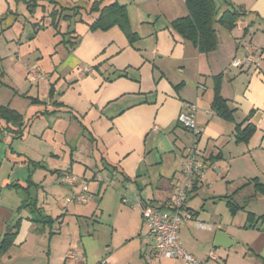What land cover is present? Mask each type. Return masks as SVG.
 I'll return each mask as SVG.
<instances>
[{
	"label": "crops",
	"instance_id": "obj_1",
	"mask_svg": "<svg viewBox=\"0 0 264 264\" xmlns=\"http://www.w3.org/2000/svg\"><path fill=\"white\" fill-rule=\"evenodd\" d=\"M92 1H102L101 7L113 3L123 6L133 38L129 40L117 26L106 31L91 30L89 24L98 16L92 13L95 18L86 24L81 35L76 34L78 37L75 36L76 42L67 57L39 79L31 74L33 69L17 65L7 48L0 45V105L17 111L24 121L21 137L16 138L12 133L15 128L0 119V174L3 172L0 235L10 232L21 219L14 244L0 257V264H8L5 261L11 257L9 251L21 248L28 237L26 264H87L80 218H92L95 212L81 213L77 205L63 201L56 207H61V211L51 215L38 205L53 222L34 223L32 214L18 210L23 191L7 187L10 184L26 186L23 176L16 174L17 168L28 176L38 171L48 175L51 172L57 184H62L60 178L67 170L73 174L75 164L79 163L76 157L70 155L74 164L66 170L56 169L58 151L48 150L42 136V139L37 138L41 129L60 126L59 122L64 120L62 113H69L74 123L88 132L92 157L98 156V171L105 172L111 179L117 176L127 185L126 203L131 206L122 205L125 203L122 196L119 209L129 212V217L131 214L137 217L139 225L137 230L133 226L121 246L135 244V250L119 256L118 261L119 250H110L111 244L108 250L103 249L105 258L101 256L99 264L101 261L105 264L121 261L119 264H183L179 259L155 256L154 241L144 228L141 210L148 205H166L182 183L185 148L191 142V135L177 124V117L192 106L196 124L201 129L198 147L211 167L188 196L185 209L192 213L193 219L180 224V244L199 260L244 264L231 262V248L240 242V232L244 236L250 232L248 245L252 247V256L261 260L254 258L253 263L264 264V225L258 223L253 229L246 228L248 213L256 217L264 214V197L255 192L253 184H247L255 179L264 185V0H215L218 12L213 26L217 45L207 54L199 52L194 44L170 27L173 21L187 16L184 0H0V20L18 17L9 26L12 29L19 18H30L36 12L44 19L50 17L51 7L88 8ZM29 5H34L31 15L25 13ZM228 10L239 12L231 29L218 22ZM1 26L0 35H5L8 31ZM248 51L257 54L254 63L248 68L233 67L232 62L243 60ZM86 68L90 73L82 74ZM40 80L45 83L41 86L43 90H36L41 94L33 97V86L40 88ZM216 89L233 111L231 121L218 116L211 107ZM29 116L31 123L25 122ZM48 119L53 120L52 125ZM86 120L90 124L87 129L83 125ZM36 124L38 127L34 130ZM71 124L72 119L68 126ZM247 124L254 126L255 131L248 141H237V126L244 128ZM14 140H25V143L20 142V149L14 148L11 152L9 147ZM19 157H24L27 163ZM85 173L83 169L81 175L85 177ZM95 178L93 175L92 181L96 182ZM85 181L83 178L79 182L85 184ZM81 183L70 187L69 193L80 194ZM97 184L93 190L99 197L102 183ZM204 184L206 188H200ZM30 185L32 195L36 184L31 180ZM225 197L244 205L245 209L232 214ZM103 198L104 195L100 204ZM248 198L250 200L246 201ZM89 206L92 211L97 209V205ZM68 215L74 220L67 225L72 224L76 234L59 249L57 236ZM196 221L210 228H198ZM53 226L58 231L57 236L51 230ZM218 233H221L218 244L227 247H214ZM88 235H93V230H89ZM44 243L48 250H43ZM41 248L42 254L38 251Z\"/></svg>",
	"mask_w": 264,
	"mask_h": 264
},
{
	"label": "rangeland",
	"instance_id": "obj_2",
	"mask_svg": "<svg viewBox=\"0 0 264 264\" xmlns=\"http://www.w3.org/2000/svg\"><path fill=\"white\" fill-rule=\"evenodd\" d=\"M48 7L51 6H47V8ZM54 9L55 8L51 7L50 13H53ZM25 11L26 14L28 13L31 15L28 7L25 9ZM65 16H68L70 18L64 19ZM40 17V13L36 12L35 14L31 15L30 18H19L12 29L9 26L13 24L15 22L14 19L18 17L11 16L8 20H0V24L2 25L1 28L8 31L5 35L1 33L0 45H3L5 48H7V52L11 55V57L17 60V65L21 67L23 66L24 68L28 67L29 70L33 69L35 72L40 73L42 75V78H44V75H47L48 71L51 68L59 64L64 58L67 57L68 51L73 48V44L76 42V34L79 33L81 35L85 30L86 24L92 22L95 17L93 14H85L84 12H81L80 15H72V12L59 10L55 12L54 18L47 17L41 19ZM80 20H82V22H78ZM7 27L10 29H6ZM72 30H75L76 32H72ZM21 67H19V69ZM20 71H22V68L20 69ZM1 82L2 81L0 79V83ZM5 82L7 81L5 80ZM38 83L40 85V88L37 89L36 84H34L33 86V92L31 95L33 97H36L37 95L40 96L41 93L39 92L43 90L41 86L45 84L43 80H40ZM36 90H38L39 92H37ZM62 115L64 120L61 119V121L59 122L60 126H53V120L48 119V121H50L49 123L53 127L51 126L50 128L44 129L43 131L41 129V134L37 138H41L42 136L43 142L48 150L54 152L58 151L59 158L57 165H55L56 169L66 170L69 165L74 164L70 159V155L72 154L78 160L77 162H79L75 164L74 172L72 175L78 177V182H82L83 178H86L85 182L87 183V187L90 191L87 194L88 203L76 204L72 202L70 203V205H73L74 207L77 205L78 210H80L79 212L84 214H87L88 212H95L92 218H80V220H82L80 222L82 240L81 242L85 246L87 252V264H99L98 261L100 257L102 256V258H105V251H103V249L106 248L108 250V248H110L108 246H110L111 244L112 245L110 250H119L116 255L119 261V256L123 257L122 255H124L125 253L135 250V244H130L126 248H122L121 246L123 242H125L124 240L126 236L130 234L133 226H136L135 230H137L139 226H137V217L133 216L132 214L129 217V212L124 209L122 211L119 209V205L122 204V196L125 200V203H123L122 205H126L125 207L127 208H130L131 206L126 203L127 194L129 193L126 192V190H128L126 189L127 185L123 184L122 179L117 178V176H115L114 179H111L105 172L98 171V164L96 163L98 162V156L96 155L94 159L92 157V147L89 142L90 137L88 132L83 129V127L81 128L78 123L75 124V120H73L69 113H62ZM76 116L79 115L76 114ZM71 119L73 124H71V126H68V122L71 121ZM29 121L31 123L30 116L29 118L25 119V122ZM83 125L86 127V129L88 128V126H90L87 120ZM37 127L38 126L36 124L34 126V130ZM17 141L19 142V140H14L12 142V145L10 143L9 148L11 152L12 150H14V148L20 149V142L25 143V140L23 142L20 141L19 143ZM22 146H24V144ZM24 148L27 149L28 147ZM20 160L25 162V164L27 163L24 157H21ZM5 167L6 165L3 169H5ZM83 169L86 170L85 177L81 175V171H83ZM15 172L19 176H23L22 182L24 185H26L25 180H28L29 174L27 175V173H25V171L21 168H17ZM65 173H70V171L67 170ZM1 174L0 177L2 176ZM51 175V172H49L48 175L38 171V173H36L35 175L32 174L30 176V179L34 184H36V187L33 188L32 196L37 199V206H43L44 213L52 215L56 212L61 211L59 210L61 209V207L58 209L56 208L57 205H60L65 200V198L71 197L72 194L69 193V186H66L64 184H57V178L52 177L53 175ZM93 175L96 177V182L92 181L91 179ZM97 183H102L99 197H97L95 191L93 190L95 185H98ZM85 184L81 183V186ZM200 188L205 189V184ZM103 195L104 198L102 200V203L100 204L101 197H103ZM247 200L250 199L248 198L246 199V201ZM89 204L91 206L97 205V209L92 211V207H90ZM63 212L64 210L62 211V213ZM70 220H74V218L68 215L67 220H64L59 236H57L56 234L58 232L56 227L53 226L51 228L52 232L55 233V236L58 237L57 239H59L57 240L59 241V247H57L59 249L60 246L62 244L64 245V243L68 241L72 235L75 236L76 234L75 227L72 226V224L67 225L68 223H70ZM84 221L88 222L85 223ZM113 222L117 224L116 227L112 225ZM114 228H116L115 231ZM144 228H146L145 225ZM89 230H93V235H88ZM48 231L49 227L47 226L46 232ZM249 233L250 232L245 234L248 236H244L243 232L239 233L240 235L238 236V238L240 242L235 244L231 248V262L235 261L244 264H254V258H258L256 256H252V247L248 245V242L251 240ZM112 237L113 241L111 243ZM29 238L30 237H28L26 241L27 243H23V246L21 248H12L8 253L9 255H11V259L9 258L5 262H7L8 264H26L24 262V257L27 254L25 253V248H29ZM51 249L53 252L54 248L52 245ZM43 250H48V247L47 245H45V243L43 245ZM38 251H40L39 253L42 254V248ZM208 262L209 264H222L220 262Z\"/></svg>",
	"mask_w": 264,
	"mask_h": 264
},
{
	"label": "trees",
	"instance_id": "obj_3",
	"mask_svg": "<svg viewBox=\"0 0 264 264\" xmlns=\"http://www.w3.org/2000/svg\"><path fill=\"white\" fill-rule=\"evenodd\" d=\"M51 3L53 2L51 1ZM101 4L102 1H92L89 4L88 8L79 5L67 9L58 7V9H54L53 13L52 12L50 13V17L54 18L55 12H57V10L72 12V15H80L81 12H85L86 14L98 13L97 18L91 24H89V28L91 30L106 31L112 27L117 26L126 35V37H128V39L131 40L133 37L128 29L126 12L124 7L117 5L116 3L101 7ZM184 5L187 10V16L173 21L170 25L171 29L179 36H181L183 39L188 40L192 44H194V46L197 47L199 52L207 54L213 51L217 45L216 32L213 26L218 12L215 4V0H184ZM32 8H34V5L28 6L30 12H32ZM238 16H239L238 11L228 10L225 11L220 16L218 22L225 28L231 29L234 23L236 22ZM68 18L70 17L68 16L64 17V19H68ZM211 107L216 112V114L221 118L228 121L232 120L233 111L229 109L226 101L219 95L217 89L215 90ZM0 119L6 121L7 123H10L15 128V130H12V133L16 138L21 137L24 121H23V117L17 111L7 106L0 105ZM254 131H255L254 126L250 124H247L244 128H241V125H238L236 128L237 141L239 142L248 141ZM206 162L209 164L208 161ZM65 174L67 173H64L62 176H64ZM196 183L198 182H195L193 186ZM30 184H31V180L29 176L28 180L26 181L25 187H22L21 185L18 184H10L7 187L15 188L16 190L23 191L22 205L19 207L18 210H26L28 213L32 214L35 218L33 220L34 223L51 224L53 220L50 217L43 214L41 208L37 206V202L35 198L29 193V189L31 188ZM247 184H253V188L255 192L261 195L262 197H264L263 184L259 183L255 179L248 181ZM193 186L191 192L193 190ZM87 193H88V188H87V192L85 193L86 197H87ZM225 198L227 199L226 205L232 214H235L239 210L245 209L244 205L242 206L238 205L233 200H230L229 197H225ZM20 222L21 219H18L16 223L12 226L10 232L0 235V257L6 254L8 250L13 246L15 238L18 234ZM258 223L264 225V214L258 217H256L252 213L247 214L246 228L253 229L256 227ZM262 261L264 263L263 259Z\"/></svg>",
	"mask_w": 264,
	"mask_h": 264
},
{
	"label": "built area",
	"instance_id": "obj_4",
	"mask_svg": "<svg viewBox=\"0 0 264 264\" xmlns=\"http://www.w3.org/2000/svg\"><path fill=\"white\" fill-rule=\"evenodd\" d=\"M257 54L248 51L243 60H234L232 66L235 68L250 67L257 58ZM90 69L86 68L82 74H89ZM36 79L42 78L40 73L30 70ZM198 88L203 87L198 85ZM177 124L184 128L191 135V142L185 150V160L182 167L181 178L182 183L177 190L175 197L170 200L164 207L144 206L141 210V218L143 224L148 229V234L154 241L155 256L157 258L179 259L183 264H209L207 260H199L184 250L180 244L178 232L181 223L193 219L192 213L185 209L186 201L195 182H202L205 173L210 169L198 147V141L201 136V129L195 121V107L192 106L187 112L179 113ZM61 183L72 187L78 184V177L69 173L61 177ZM87 186H81L80 194H72L64 200V204L72 202L85 204L87 203ZM196 226L201 229H209L210 227L200 221H196ZM209 258L213 257L210 255ZM105 264V261H101Z\"/></svg>",
	"mask_w": 264,
	"mask_h": 264
},
{
	"label": "water",
	"instance_id": "obj_5",
	"mask_svg": "<svg viewBox=\"0 0 264 264\" xmlns=\"http://www.w3.org/2000/svg\"><path fill=\"white\" fill-rule=\"evenodd\" d=\"M220 234H221V233H218V234L216 235V237H215L214 247H227V246H224V245L218 244L219 239H220Z\"/></svg>",
	"mask_w": 264,
	"mask_h": 264
}]
</instances>
